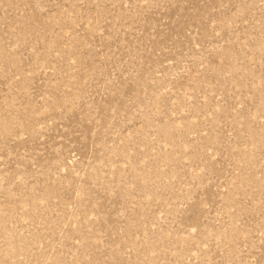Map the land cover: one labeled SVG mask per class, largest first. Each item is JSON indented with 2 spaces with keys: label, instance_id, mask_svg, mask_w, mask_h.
Masks as SVG:
<instances>
[{
  "label": "rangeland",
  "instance_id": "rangeland-1",
  "mask_svg": "<svg viewBox=\"0 0 264 264\" xmlns=\"http://www.w3.org/2000/svg\"><path fill=\"white\" fill-rule=\"evenodd\" d=\"M0 264H264V0H0Z\"/></svg>",
  "mask_w": 264,
  "mask_h": 264
}]
</instances>
